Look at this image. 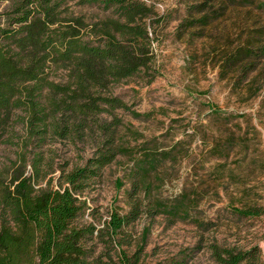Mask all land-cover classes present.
<instances>
[{
	"label": "trees",
	"instance_id": "obj_1",
	"mask_svg": "<svg viewBox=\"0 0 264 264\" xmlns=\"http://www.w3.org/2000/svg\"><path fill=\"white\" fill-rule=\"evenodd\" d=\"M0 1L10 2L9 10L0 15L7 24L0 31V145L12 140L3 139L12 122L23 127L27 144L40 145L48 138L74 144L97 139L83 166L61 171L57 188L50 186V179L40 186L47 177L40 155L33 158L28 176L18 173L24 154L9 183L0 175V264H148L143 256L148 230L133 245L125 228L141 214L187 219L199 201L189 192L169 202L152 195V177L170 160L171 152L148 147L136 152L117 137L121 121L115 110L135 118L145 115L113 96L111 88L136 76L148 78L147 83L155 79L150 29L165 16L141 0ZM69 2L99 6L115 17L87 23L82 16L67 13ZM230 6L255 7L264 13V0L188 4L176 28L178 38L186 34L190 40L201 38ZM217 63L221 79L233 80L235 87L245 83L253 96L262 91L264 23L249 28L237 44L223 50ZM60 69L66 71L64 83L51 79ZM103 115L111 116V121L104 122ZM234 140L231 133L211 150L223 156L222 150L234 148ZM120 156L131 161L125 176L130 184L125 192L129 210L112 211L102 228L80 224L85 203L78 196L89 180ZM234 212L248 218L261 214L253 207ZM208 249L215 264H264L258 247L236 250L211 243ZM190 252L182 251L165 264H186Z\"/></svg>",
	"mask_w": 264,
	"mask_h": 264
},
{
	"label": "rangeland",
	"instance_id": "obj_2",
	"mask_svg": "<svg viewBox=\"0 0 264 264\" xmlns=\"http://www.w3.org/2000/svg\"><path fill=\"white\" fill-rule=\"evenodd\" d=\"M141 1L165 16L150 29L156 77L147 83L148 78L136 76L111 88L113 96L145 115L135 118L115 110L113 114L121 121L117 137L136 152L145 147L171 152L170 160L152 177L154 197L169 202L189 192L199 202L187 219L141 214L125 231L135 245L148 230L143 253L148 264H165L187 250L192 253L186 264H215L208 249L211 243L236 250L258 247L264 259V89L253 96L245 83L235 87L233 80L221 79L217 63L223 50L237 44L249 28L264 23V13L255 7L230 6L223 17L204 29L201 38L190 40L187 34L178 38L176 28L186 6L203 0ZM9 6V1H0V15ZM66 8L67 13L82 16L87 23L115 17L111 10L99 6L69 2ZM6 25L1 16L0 31ZM65 74L60 69L51 79L64 83ZM241 114L246 119L238 118ZM100 118L104 122L112 119L107 115ZM11 124L3 139L12 140L0 145V175L6 183L23 154L24 165L18 171L23 176L31 173V162L40 155L47 172L40 186L50 179V186L57 188L61 171L83 166L96 147V136L77 144L56 138L40 145L27 144L23 127ZM231 133L234 148L216 155L212 147ZM130 165L128 157H117L88 181L78 196L85 203L80 224L102 228L112 211L124 214L129 210L125 192L130 184L125 176ZM245 207L257 208L261 214L251 218L235 214V208ZM101 248L98 244L96 250Z\"/></svg>",
	"mask_w": 264,
	"mask_h": 264
}]
</instances>
